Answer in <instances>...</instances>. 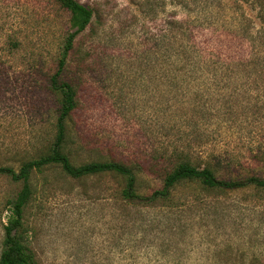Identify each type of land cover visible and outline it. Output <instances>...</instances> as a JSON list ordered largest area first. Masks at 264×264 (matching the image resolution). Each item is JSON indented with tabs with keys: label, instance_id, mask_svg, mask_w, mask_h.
Here are the masks:
<instances>
[{
	"label": "rangeland",
	"instance_id": "1",
	"mask_svg": "<svg viewBox=\"0 0 264 264\" xmlns=\"http://www.w3.org/2000/svg\"><path fill=\"white\" fill-rule=\"evenodd\" d=\"M79 1L93 19L61 75L77 91L64 148L74 164L135 165L142 194L161 187L170 167L148 169L165 149L221 179L264 177V0H175L187 10L171 0ZM173 16L189 33L171 29ZM68 17L53 0H0V166L17 169L54 139L49 79ZM189 45L201 58L187 59ZM172 48L182 55L173 66ZM32 183L25 221L38 264H264V188L184 183L173 192L189 205L170 210L120 199L124 181L113 174L49 167ZM20 188L0 174V211Z\"/></svg>",
	"mask_w": 264,
	"mask_h": 264
},
{
	"label": "trees",
	"instance_id": "2",
	"mask_svg": "<svg viewBox=\"0 0 264 264\" xmlns=\"http://www.w3.org/2000/svg\"><path fill=\"white\" fill-rule=\"evenodd\" d=\"M53 1L66 10L69 15V31L64 38L57 59V68L49 79L50 90L58 95L59 103L55 135L44 154L23 161L17 169L12 166H0V174L7 175L13 181L21 182L19 191L5 200L0 211V214L6 213V219L2 223L0 264H38L35 253L28 244L30 230L25 221V211L36 193V188L32 183V174L34 172H44L49 167H59L64 175L71 178H84L105 173L118 175L124 181L119 190L120 199L143 206L159 204L170 210L182 209L185 205H189L187 198L179 201L173 192L178 185L184 183H197L203 188L210 189H239L250 185L264 188V177L250 176L242 180L221 179L215 175L214 169L210 165L207 163H204L203 166L197 165L190 159V155H183L184 153L182 154L176 149L170 152L167 149L158 152L155 154L154 163H149V171L156 172L160 164L170 167L164 174L161 187L154 189L150 194H142L138 191V170L135 165L115 159L74 164L64 148L67 146L66 143L69 139L68 120L77 107V91L70 82L63 80L61 75L75 46L76 37L92 22L93 9L79 0ZM170 3L180 4L184 10H187V3L184 1L171 0ZM194 19L200 20V17L197 16ZM212 22L214 23V21ZM169 25L174 30L182 24L173 16L169 21ZM180 28L184 29V27ZM185 29L189 33L186 27ZM190 47L191 45L183 47V54H188L187 59L190 56L201 58V55H198L199 50ZM180 56H182L180 51L172 48V51H169L167 55V59L170 61L169 65H176L175 62L180 60ZM171 72L178 74L180 69L176 71V68H173ZM185 72H189V69ZM192 72L196 75L197 71L193 69ZM228 259L225 258V260Z\"/></svg>",
	"mask_w": 264,
	"mask_h": 264
}]
</instances>
